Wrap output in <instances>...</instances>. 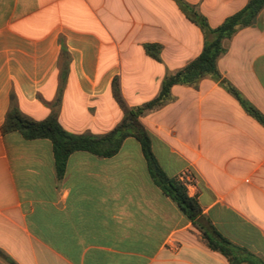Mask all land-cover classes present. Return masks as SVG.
<instances>
[{
    "label": "crops",
    "instance_id": "crops-1",
    "mask_svg": "<svg viewBox=\"0 0 264 264\" xmlns=\"http://www.w3.org/2000/svg\"><path fill=\"white\" fill-rule=\"evenodd\" d=\"M248 3L0 0V129L17 108L107 135L125 115L115 80L129 109L152 101ZM224 48L219 78L173 86L140 118L162 169L197 199L198 227L155 185L134 137L110 158L74 153L58 179L51 141L12 132L0 135V264H229L204 233L264 263V122L247 109L264 117V9Z\"/></svg>",
    "mask_w": 264,
    "mask_h": 264
},
{
    "label": "trees",
    "instance_id": "trees-1",
    "mask_svg": "<svg viewBox=\"0 0 264 264\" xmlns=\"http://www.w3.org/2000/svg\"><path fill=\"white\" fill-rule=\"evenodd\" d=\"M264 9V0H249L248 5L239 13L228 18L213 32L216 39L207 43L202 53L189 65L175 74L170 75L162 84L159 95L144 105L129 109L121 95L119 82L113 83L114 97L124 111L123 121L110 133L102 137L88 135H75L67 132L59 123L56 116L42 121L33 120L23 115L17 108H11L6 121L0 129V135L19 132L25 140L47 139L53 145L55 157V170L58 179L65 176L69 157L76 152H87L93 155L110 158L121 149L124 141L134 137L141 145L143 155L147 161L149 172L156 186L169 196L181 211L198 227V220L202 217V209L196 198L188 194L185 183L180 178L169 177L158 163L152 149V140L140 118L151 111L157 110L171 99L172 88L177 84L196 86L205 76L220 77L217 68L218 60L225 53L224 41L231 38L239 28L252 24L258 14ZM203 29L208 25L205 19L196 21ZM63 58L68 59V51L63 45ZM155 59H159L154 55ZM230 91L236 94L235 90ZM249 113L264 122V117L251 106H247ZM210 249L225 256L229 264H264L255 259L244 258L239 251L224 238L219 241L212 240L204 233Z\"/></svg>",
    "mask_w": 264,
    "mask_h": 264
}]
</instances>
